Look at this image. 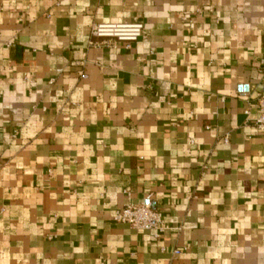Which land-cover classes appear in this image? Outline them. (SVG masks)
I'll list each match as a JSON object with an SVG mask.
<instances>
[{"label":"crops","instance_id":"0c3cea01","mask_svg":"<svg viewBox=\"0 0 264 264\" xmlns=\"http://www.w3.org/2000/svg\"><path fill=\"white\" fill-rule=\"evenodd\" d=\"M263 59L264 0H0V264H264Z\"/></svg>","mask_w":264,"mask_h":264},{"label":"built area","instance_id":"2783aa9c","mask_svg":"<svg viewBox=\"0 0 264 264\" xmlns=\"http://www.w3.org/2000/svg\"><path fill=\"white\" fill-rule=\"evenodd\" d=\"M142 29V23L136 20L123 23H94L91 26L90 34L112 47H115L118 42L129 46L130 42L142 36ZM80 77L84 78L85 73L81 72ZM255 105L258 113L253 125L257 132L264 135V93H259L256 96ZM113 219L117 222L128 223L137 229L151 230L154 237L160 236V233L167 228L162 212L153 208L150 202L127 203L122 208L115 210ZM174 252L178 253L179 250Z\"/></svg>","mask_w":264,"mask_h":264}]
</instances>
